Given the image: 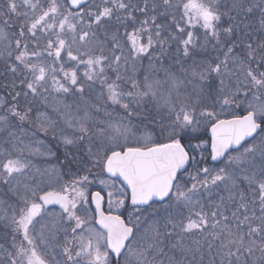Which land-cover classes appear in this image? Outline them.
<instances>
[{"label": "snow or ice", "instance_id": "obj_1", "mask_svg": "<svg viewBox=\"0 0 264 264\" xmlns=\"http://www.w3.org/2000/svg\"><path fill=\"white\" fill-rule=\"evenodd\" d=\"M0 89V264H264V0H0Z\"/></svg>", "mask_w": 264, "mask_h": 264}, {"label": "trees", "instance_id": "obj_2", "mask_svg": "<svg viewBox=\"0 0 264 264\" xmlns=\"http://www.w3.org/2000/svg\"><path fill=\"white\" fill-rule=\"evenodd\" d=\"M3 94H4V90H3V89H0V95H3ZM25 128L28 129L29 132L31 131V126H29V125H25ZM35 139H38V140H44L45 137H44V135H43L42 132L37 131V135H36ZM34 158H35V159H36V158L41 159V158L38 157V156H36V157H34ZM39 159H38V160H39ZM43 159H46V158H43ZM39 163H42V162L39 161ZM213 164H214V163H213Z\"/></svg>", "mask_w": 264, "mask_h": 264}, {"label": "rangeland", "instance_id": "obj_3", "mask_svg": "<svg viewBox=\"0 0 264 264\" xmlns=\"http://www.w3.org/2000/svg\"><path fill=\"white\" fill-rule=\"evenodd\" d=\"M38 157H40L41 159H39V158L35 159L34 158V163H36L38 166H46V163H45L46 159H43V158H46V157H41V156H38ZM39 161L42 162V163H39Z\"/></svg>", "mask_w": 264, "mask_h": 264}, {"label": "water", "instance_id": "obj_4", "mask_svg": "<svg viewBox=\"0 0 264 264\" xmlns=\"http://www.w3.org/2000/svg\"><path fill=\"white\" fill-rule=\"evenodd\" d=\"M212 163H214V164H215V162H212Z\"/></svg>", "mask_w": 264, "mask_h": 264}]
</instances>
